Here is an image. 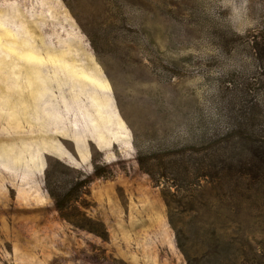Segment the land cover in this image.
<instances>
[{"label":"rangeland","instance_id":"374dc122","mask_svg":"<svg viewBox=\"0 0 264 264\" xmlns=\"http://www.w3.org/2000/svg\"><path fill=\"white\" fill-rule=\"evenodd\" d=\"M263 26L264 0H0V264H243L261 249L262 195L214 177L193 190L172 164L194 172L225 146L190 132L222 129L218 98L257 78ZM139 153L168 166L161 184ZM50 164L92 179L79 206L107 240L61 217Z\"/></svg>","mask_w":264,"mask_h":264},{"label":"trees","instance_id":"16d2710c","mask_svg":"<svg viewBox=\"0 0 264 264\" xmlns=\"http://www.w3.org/2000/svg\"><path fill=\"white\" fill-rule=\"evenodd\" d=\"M253 37L250 41L259 62L257 78L251 83L232 80L234 85L227 87L226 91L220 94L218 101L220 117L224 124L222 129H217V125L212 123L213 129L210 131L207 126H202L198 133L192 130L190 132L192 141L204 143L215 140L225 146L213 150L211 154L209 152L210 155H207L199 166L192 165L194 172L189 173L190 170L184 169L189 167L185 157L172 164L175 176L173 179L190 178L193 190L198 189L201 180L214 177L221 185L244 188L264 197V96L258 94L259 89L264 87V26ZM218 157H223L224 160L219 161ZM138 161L144 172L149 174L157 185L161 184V178L168 175V166L163 165L161 158L151 156L143 160L139 153ZM56 175L50 164L45 174L46 187L61 217L74 226L107 240L108 233L104 223L90 218L79 206L83 195L89 193L92 179L86 177L75 182ZM96 176L100 174L96 173ZM173 187L171 184L163 190L169 207L172 205L167 197L178 192L173 191ZM250 252V255L245 253L243 264H264V245L261 249L253 248ZM236 260V256H231L230 264H237Z\"/></svg>","mask_w":264,"mask_h":264}]
</instances>
